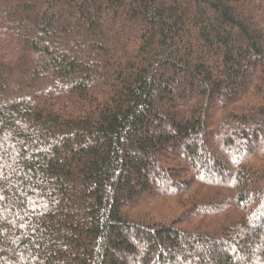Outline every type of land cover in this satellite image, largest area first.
<instances>
[{
	"label": "trees",
	"instance_id": "obj_1",
	"mask_svg": "<svg viewBox=\"0 0 264 264\" xmlns=\"http://www.w3.org/2000/svg\"><path fill=\"white\" fill-rule=\"evenodd\" d=\"M0 264H264V0H0Z\"/></svg>",
	"mask_w": 264,
	"mask_h": 264
}]
</instances>
